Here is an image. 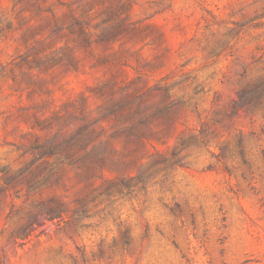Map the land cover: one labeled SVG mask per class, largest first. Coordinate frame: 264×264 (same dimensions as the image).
<instances>
[{
    "label": "rangeland",
    "instance_id": "374dc122",
    "mask_svg": "<svg viewBox=\"0 0 264 264\" xmlns=\"http://www.w3.org/2000/svg\"><path fill=\"white\" fill-rule=\"evenodd\" d=\"M0 264H264V0H0Z\"/></svg>",
    "mask_w": 264,
    "mask_h": 264
}]
</instances>
